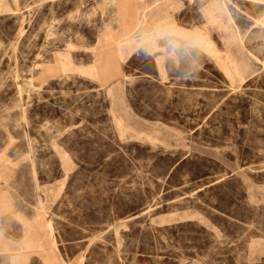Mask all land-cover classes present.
<instances>
[{
    "label": "rangeland",
    "instance_id": "374dc122",
    "mask_svg": "<svg viewBox=\"0 0 264 264\" xmlns=\"http://www.w3.org/2000/svg\"><path fill=\"white\" fill-rule=\"evenodd\" d=\"M156 5L0 0V264H264V0Z\"/></svg>",
    "mask_w": 264,
    "mask_h": 264
},
{
    "label": "clouds",
    "instance_id": "9594fccd",
    "mask_svg": "<svg viewBox=\"0 0 264 264\" xmlns=\"http://www.w3.org/2000/svg\"><path fill=\"white\" fill-rule=\"evenodd\" d=\"M170 35L183 41L184 46L178 50L182 53L181 59L187 63L178 69L179 75L184 80L194 79L202 68L199 60L200 54L205 51L209 37L197 29H183L175 26L170 30ZM145 55L150 54V49H142ZM135 53H133V56Z\"/></svg>",
    "mask_w": 264,
    "mask_h": 264
},
{
    "label": "crops",
    "instance_id": "0c3cea01",
    "mask_svg": "<svg viewBox=\"0 0 264 264\" xmlns=\"http://www.w3.org/2000/svg\"><path fill=\"white\" fill-rule=\"evenodd\" d=\"M170 1L171 0H152V2H154V4L157 3L156 7L162 5V7H164V10H165V6H167V4H170ZM117 2H128V0H117ZM159 2L162 3V4H159ZM168 18L169 17L167 15H162V16L158 17L156 20H162L164 22V24H165L164 28H173V27H175L174 23L172 21L170 22L168 20ZM260 20H262V22L264 23V14H263V17L260 18ZM158 24L160 25V23H158ZM158 24L155 25V27L157 29H159V27H158L159 25ZM192 29L199 30V28L196 27V26H194ZM2 249H7V251H8L7 253L8 254L10 253L9 252L10 247L7 244H4L3 242L0 241V251H1L0 253L4 254L3 253L4 251H2Z\"/></svg>",
    "mask_w": 264,
    "mask_h": 264
}]
</instances>
